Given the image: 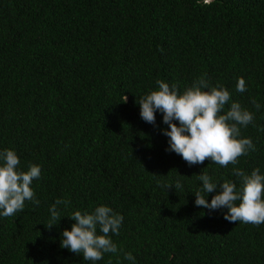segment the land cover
Here are the masks:
<instances>
[{"label":"trees","instance_id":"obj_1","mask_svg":"<svg viewBox=\"0 0 264 264\" xmlns=\"http://www.w3.org/2000/svg\"><path fill=\"white\" fill-rule=\"evenodd\" d=\"M200 77L254 113L241 133L256 150L235 166H189L166 151L162 113L155 125L140 116L136 101L157 80L183 93ZM4 149L41 177L31 185L39 204L0 216V264H93L61 239L74 211L101 205L124 220L117 253L95 264H132L128 252L135 264H264V224L229 222L226 208L198 207L194 195L203 172L238 188L234 167L264 174V0H0ZM177 179L182 189L160 186ZM57 199L68 203L47 228Z\"/></svg>","mask_w":264,"mask_h":264},{"label":"clouds","instance_id":"obj_2","mask_svg":"<svg viewBox=\"0 0 264 264\" xmlns=\"http://www.w3.org/2000/svg\"><path fill=\"white\" fill-rule=\"evenodd\" d=\"M205 3H210V0H205ZM156 84V90L141 96L136 103L140 106L141 118L147 123L155 125L156 112L162 113L163 123L168 125V128L162 129V133L169 138L166 151L181 155L189 166L210 159L214 164L227 167L229 164L235 166L239 157L256 150L252 139L243 137L241 133L242 128L254 122V113L239 102L232 101L230 91L223 85L212 86L200 77L181 93L177 84L169 85L163 80H157ZM236 91H247L243 78L238 79ZM126 101L127 96H124L123 102ZM228 104L230 107L225 111ZM252 104L257 110L261 107L254 99ZM177 121L178 124L175 123ZM233 175L239 179V188L233 180L217 182L207 173L198 175L202 186L194 193L195 205L209 210L226 208L224 219L229 222L256 226L264 224V174L259 168L249 174L234 167ZM40 177V165L30 163L27 171L21 170L15 150L0 151V216L11 217L22 211L26 200L39 204L31 185L34 179ZM218 185L220 191L209 203L206 197L216 191ZM160 186L167 191L173 186L176 190L183 188L180 179ZM67 203L57 199L49 208L51 216L50 222L45 224L47 228L61 219L57 205ZM69 217L75 223L71 225V230L62 232V248L82 254L84 261L93 264L103 259L106 253H117L118 247L112 236L119 235L123 215L101 205L92 212L74 211ZM124 258L135 264L132 253H125Z\"/></svg>","mask_w":264,"mask_h":264}]
</instances>
